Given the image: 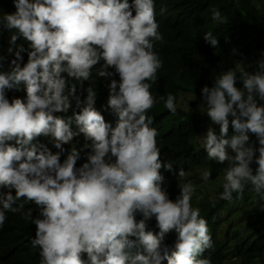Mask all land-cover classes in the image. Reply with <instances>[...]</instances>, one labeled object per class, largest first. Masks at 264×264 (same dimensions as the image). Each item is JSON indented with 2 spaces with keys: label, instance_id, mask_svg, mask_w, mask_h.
<instances>
[{
  "label": "clouds",
  "instance_id": "1",
  "mask_svg": "<svg viewBox=\"0 0 264 264\" xmlns=\"http://www.w3.org/2000/svg\"><path fill=\"white\" fill-rule=\"evenodd\" d=\"M14 2L17 11L0 18L13 32L7 51L16 57L11 71H0V189H8L0 191V228L9 212L35 224L31 248L39 249L40 264H212L200 258L213 241L207 220L192 205L196 187L179 184L175 200L163 187L161 170L171 172L173 165L162 161L148 115L158 102L151 88L164 63L154 50L163 40L154 0ZM211 19L227 22L216 9ZM21 38L30 50L15 47ZM204 40L219 44L211 31ZM25 51L28 61L21 66ZM4 60L0 55V69ZM252 67L229 69L201 89L211 124L198 139L207 159L227 165L219 199L228 202L234 194L242 198L248 185L264 202V52ZM93 69L103 79L119 76L107 85L105 106L118 117L115 127L96 109L94 88H85ZM21 88L26 102L7 98V91ZM78 88L86 99L77 96ZM176 99L171 93L160 97L173 116ZM73 100L80 111L67 116ZM80 134L85 142L78 149L73 140ZM41 136L58 151L34 143ZM185 175L181 168L178 178ZM211 176L204 171L201 178ZM28 204H35L39 217L25 211ZM153 218L158 233L148 230ZM173 231L169 246L165 237Z\"/></svg>",
  "mask_w": 264,
  "mask_h": 264
},
{
  "label": "trees",
  "instance_id": "2",
  "mask_svg": "<svg viewBox=\"0 0 264 264\" xmlns=\"http://www.w3.org/2000/svg\"><path fill=\"white\" fill-rule=\"evenodd\" d=\"M132 2L133 0H129L130 4ZM154 4L159 32L163 35V40L156 42L154 50L164 63L151 88L158 102L148 115L154 119L152 127L158 131L157 146L161 150V159L173 165V171L162 169L161 174L164 176L163 187L169 193L170 199L175 200L183 178H178L179 170L183 168L187 175L198 169H206L210 163L207 152L198 139V136L206 133L211 124L207 115L196 111V107L202 102L201 89L207 85L203 79L226 72L235 67L237 62L258 60L252 46H264V0H154ZM161 9L165 11L162 13ZM213 9L219 10L227 22L212 21ZM16 11L14 0H0V18ZM208 31L218 38L217 47L205 42L204 34ZM12 34V31L0 24V55L5 57L3 68L0 69L3 72L11 71L14 67L12 61L16 59L14 54L7 51L12 46ZM21 45L30 50L29 42L22 38L17 41L15 47ZM21 55L23 62L17 63L23 66L28 61V52L25 51ZM248 71H255V68ZM113 78L118 81V74L103 79L96 74V69H93L92 79L85 83V88H94L97 92L96 109L101 112L106 122L115 127L118 117L111 113L110 109L105 110L109 95L107 85ZM236 86L242 88L243 84L238 80ZM169 93L177 98V115L174 116L164 107V101L160 100L161 96L166 99ZM187 93H192L194 100L188 101V107L184 108L180 102ZM77 96L84 100L87 93L78 88ZM7 98L10 101L13 98H21L26 102V90H9ZM74 111H80L75 100L72 101V110L66 115L71 116ZM73 129L78 131L75 125ZM231 134L234 132L230 128ZM249 135L250 142L258 147L255 134ZM84 142L83 134L74 137L73 144L78 149L82 148ZM34 143L46 145L53 153L58 151L49 137H38ZM64 147L70 149L71 145ZM84 162V159L78 161L77 166H82ZM252 167L255 169L257 165L253 164ZM0 191L6 193L8 189ZM222 191L223 187H218L214 198L207 192L202 193L204 199L200 208L201 216L207 220L213 248L206 250L200 258H210L212 264H226L228 254L234 253L238 264H254L257 259L264 258V211L251 210L247 205L260 201L251 185L245 188L242 198H237V194H234L232 202L219 199ZM28 208L33 210V218L39 217L35 204L26 205L25 211ZM235 218L242 220L249 230L241 237L238 236L237 227L231 230ZM36 230L35 224L22 219L20 214L7 213V220L0 228V264H40L39 249L31 248V240L35 238ZM148 230L159 232L154 218L149 222ZM176 235L174 231L166 235L165 243L174 245Z\"/></svg>",
  "mask_w": 264,
  "mask_h": 264
},
{
  "label": "rangeland",
  "instance_id": "3",
  "mask_svg": "<svg viewBox=\"0 0 264 264\" xmlns=\"http://www.w3.org/2000/svg\"><path fill=\"white\" fill-rule=\"evenodd\" d=\"M252 51L255 54V56L260 59L261 58V53L264 52V46L263 47H258L257 45L252 46ZM248 65H254V62L252 61H240L236 63L235 67H232L230 69H235L239 71H248L252 68H248ZM229 70V69H228ZM221 74V73H220ZM220 74H215L211 76H206L204 77L203 80L206 81V84L209 87H212L214 85L215 78L220 75ZM194 100V95L192 93H187L184 95L182 101L180 102L181 106L184 108L188 107V101ZM201 103L198 104L196 107V111L198 113L206 115V105L203 102V97L201 94ZM205 131V129H204ZM231 151V150H229ZM234 155V153H232ZM227 165H218L215 164L213 161L210 160V163L206 169H198L194 172H191L184 176L181 179V184L191 182L195 187H196V193L193 195L192 199V205L193 207H199L201 208V203L203 200H197L198 195H202V193L207 192L211 195L212 198L215 197V191L218 189V187L223 186L224 183V172L223 168L226 167ZM204 171H210L212 173L211 179L207 182L203 181L202 174ZM264 204V202H250L247 207L249 209H261V205ZM223 214H225L223 212ZM237 227L238 228V236L241 237L245 233L249 232V230L245 227V224L242 220L235 218L233 226L231 227V230ZM87 259V257L85 258ZM231 262V263H229ZM238 264V260H235L234 258V253L228 254L226 264ZM254 264H264V258H259L256 260Z\"/></svg>",
  "mask_w": 264,
  "mask_h": 264
}]
</instances>
